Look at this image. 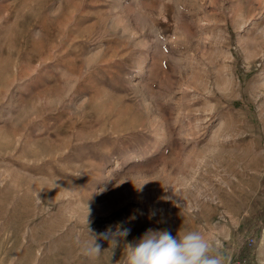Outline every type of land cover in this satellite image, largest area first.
Masks as SVG:
<instances>
[{"label":"rangeland","instance_id":"374dc122","mask_svg":"<svg viewBox=\"0 0 264 264\" xmlns=\"http://www.w3.org/2000/svg\"><path fill=\"white\" fill-rule=\"evenodd\" d=\"M263 54L264 0H0V264L181 228L264 264Z\"/></svg>","mask_w":264,"mask_h":264},{"label":"clouds","instance_id":"9594fccd","mask_svg":"<svg viewBox=\"0 0 264 264\" xmlns=\"http://www.w3.org/2000/svg\"><path fill=\"white\" fill-rule=\"evenodd\" d=\"M86 224L90 241L86 252L91 257H98L101 245L96 243L98 237L88 228L87 216ZM129 233L130 229L117 225L114 231L110 228L101 237L108 240L109 249L113 250ZM218 248L216 238L202 230L183 231L181 228L173 236L166 230L148 229L135 245H125L119 264H223Z\"/></svg>","mask_w":264,"mask_h":264},{"label":"bare ground","instance_id":"6f19581e","mask_svg":"<svg viewBox=\"0 0 264 264\" xmlns=\"http://www.w3.org/2000/svg\"><path fill=\"white\" fill-rule=\"evenodd\" d=\"M238 18H240V17H238ZM239 20H240V19H239ZM242 23H243V21L241 20L239 24H242ZM240 27H241V25H240ZM238 29H239V27H238ZM240 39H241V38H240ZM259 55H260V53H259ZM263 55H264V54H263ZM262 57H263V56H262ZM260 78H261V80H262V81H261V84H262V86L264 87V72H263V71H262V73L260 74ZM257 81H258V80H257ZM258 83H259V82H258ZM258 83L253 82L252 86H254L255 84L258 85ZM226 84H227V83H226ZM238 84H239V83H238ZM257 85H256V86H257ZM217 86H218V84H217ZM258 86H260V85H258ZM219 87H220V86H219ZM222 88H223L224 91L226 90V88H225L224 86H222ZM222 88H221V89H222ZM251 88H253V87H251ZM255 88H257V87H255ZM221 89H220V90H221ZM250 90H252V89H250ZM254 90H255V89H254ZM226 91H227V90H226ZM232 91H233V90H231V92H232ZM231 92H230V93H231ZM225 93H226V92H225ZM237 93H238V92H237ZM228 94H229V91H228ZM227 96H228V95H227ZM234 96L237 97V98H240V95H239V94H234ZM261 108H262V109L260 110V112H261V116L263 117V123H264V106H262ZM224 112H226V111H224ZM229 112H230V111H228V113H229ZM226 116H227V115H226ZM263 125H264V124H263ZM220 126H221V125H220ZM218 130H219V129H218ZM226 131H227V130H226ZM226 131H224L223 129H220V131H217V132H219V135H218V136H220L222 139H223V138H227V137L229 138V135H228V133H226ZM217 132H216V133H217ZM229 133H230V132H229ZM217 134H218V133H217ZM234 134H235V133H234ZM231 137H232V136H231ZM215 138H217V135H216ZM228 138H227V139H228ZM217 139H218V138H217ZM217 139H216V140H217ZM216 140H215V142H217ZM223 141H225V140L223 139ZM230 146H231V145H230ZM231 147L233 148V146H231ZM229 149H230V148H229ZM237 149H238V148H237ZM234 151H236V150L234 149ZM234 153H236V152H234ZM253 153H254V152H253ZM259 153H260V154H263V151H259ZM259 153H256V154L258 155ZM239 154H240V152H238V155H239ZM260 154H259V155H260ZM238 155H237V156H238ZM262 156L264 157V155H262ZM262 156H261V157H262ZM254 170H255V169H254ZM258 174H260V173H258V171L255 170L252 178H253V179L256 178V177L258 176ZM243 194H244V193H243ZM212 201H213V200H212ZM227 234H228V233H226V235H227ZM263 237H264V236H263Z\"/></svg>","mask_w":264,"mask_h":264}]
</instances>
